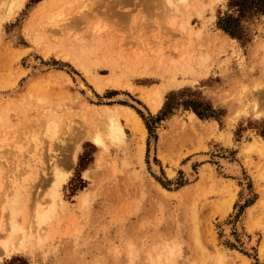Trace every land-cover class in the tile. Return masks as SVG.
I'll use <instances>...</instances> for the list:
<instances>
[{
	"label": "rangeland",
	"instance_id": "obj_1",
	"mask_svg": "<svg viewBox=\"0 0 264 264\" xmlns=\"http://www.w3.org/2000/svg\"><path fill=\"white\" fill-rule=\"evenodd\" d=\"M40 1L24 0L0 20V204L11 176L27 177L15 215L26 225L34 201L50 206L52 183L69 172L48 236L0 264H264V14L242 17L232 35L219 25L236 14L229 0H187L177 10L163 0ZM51 10H60L59 25L46 26ZM67 50L83 54L82 67L62 57ZM93 74L120 82L97 89ZM76 75L96 99L77 88ZM155 85L165 87L157 111L149 99ZM105 105L117 108L120 143L103 134L98 145L87 133L102 123ZM121 105L139 114L144 135ZM47 111L59 119L52 136L42 124ZM33 131L42 134L37 174L27 166L37 152L26 138ZM203 152L191 171L182 168Z\"/></svg>",
	"mask_w": 264,
	"mask_h": 264
},
{
	"label": "bare ground",
	"instance_id": "obj_2",
	"mask_svg": "<svg viewBox=\"0 0 264 264\" xmlns=\"http://www.w3.org/2000/svg\"><path fill=\"white\" fill-rule=\"evenodd\" d=\"M72 0H66L65 3H71ZM187 0H163L162 2L165 3V4H168L170 10L174 9V10H177V4L178 3H182V2H186ZM24 0H0V7L1 6H4V8H2L0 10V20H3V19H7L9 18L14 12V10L16 8H20L23 4ZM40 2H42V4L44 3V0H41ZM158 2V1H157ZM161 2V1H159ZM158 2V3H159ZM159 6V5H158ZM162 6V5H161ZM166 6V5H165ZM63 6H61L60 8H62ZM163 7V6H162ZM185 7L188 8L189 5H186L185 4ZM161 8V7H160ZM167 9V7H166ZM165 8L163 9V11H170V10H166ZM198 10V9H196ZM164 11V12H165ZM63 11H61L62 13ZM200 12V11H199ZM166 13V12H165ZM168 13V12H167ZM166 13V14H167ZM171 13V11H170ZM169 13V15H170ZM60 10H56V11H49L48 12V15H47V24L46 26L48 25H59V17H60ZM63 17V16H62ZM174 20H175V16L172 14L171 17L168 18V22L170 24H173L174 23ZM1 23V22H0ZM44 25V27H46ZM234 40V38H232ZM76 49H79L81 50L82 48L81 47H78ZM62 57L65 58V59H68V60H72L75 64H80V61H82V58L83 57V54L82 53H79L77 52L76 50H67L65 52H63L62 54ZM39 60V59H38ZM35 62V61H34ZM40 63V62H39ZM38 64V63H37ZM80 66L82 67V65L80 64ZM45 68V67H44ZM38 69H41V68H38ZM85 73L87 74L88 70L84 69ZM75 82H76V85H77V88L79 87L80 89L83 90V92H85L84 95H86V97H89V98H93V99H96V93L94 92V89L90 86L92 84H88L81 76L79 75H76L75 77ZM92 82H93V86L96 87L97 89H101V84L102 83H113V84H119L120 82V79H119V76L117 74H110V75H107L105 78L101 77V75H96V74H93L92 75ZM172 82V81H171ZM125 86H129V85H125ZM152 93L150 94V97L149 99L151 100V108L153 111H157L162 103H163V97H164V90H165V87L164 86H161V85H155V86H152ZM118 97L120 98H123V99H128V97L121 93V94H117ZM117 97V98H118ZM131 98V97H130ZM41 99V98H40ZM116 99V98H115ZM44 100V99H43ZM123 106L126 111H127V114H128V117L129 119L132 120V123L135 127L136 130H139L141 131L142 135H144L143 133L145 132V126L143 124V121L141 119V117L139 116V114L133 109L131 108L130 106H127V105H121ZM105 108H103L102 110H98V116L101 120H100V123L101 124H98V126H93V127H90L89 131H87L88 135L92 138V140L94 141L95 144H98V145H104V137L106 136V138L108 140H110L111 142H115V143H120L124 140V137H125V130H124V127L120 121V117L118 115V111H117V108L115 106H109V105H105L104 106ZM7 108V107H6ZM45 112V111H44ZM48 113L45 115V117L43 118L44 115L41 116L42 119L45 120V122H43L42 124H44L45 127L44 130L46 131V134L47 136H52L53 133L56 132V129H55V132H54V128L56 126H58L59 124L56 125V122L57 120L55 119H58L57 117H55L56 115H54L51 111H47ZM95 116V117H96ZM36 117V116H35ZM34 117V121L36 120V118ZM94 117V118H95ZM93 118V119H94ZM98 118V119H99ZM40 117L37 119L38 121V124H40ZM41 119V120H42ZM0 121H3V115H0ZM59 121V119H58ZM98 122V121H97ZM36 123V121H35ZM93 123V122H92ZM37 124V125H38ZM39 126V125H38ZM36 126V127H38ZM41 126V125H40ZM39 128V127H38ZM37 128V129H38ZM35 130V131H38V130ZM40 130V129H39ZM31 131V130H30ZM33 131V132H35ZM58 131V130H57ZM102 131V132H101ZM41 132V131H40ZM32 133V132H31ZM37 132H35L31 137L29 135H25L26 138H28L27 140L30 141L29 143H31V141H34L35 143H33V145L35 146V150H37V152H35V158L33 160H29L27 164V166L30 168H34V172L37 174L38 170H39V167H40V163L44 160L41 159V154H40V151L42 149H39L40 146L42 145L40 143V140H38L39 138L42 137V134H41V137L40 135H36ZM2 134V133H1ZM5 134V133H4ZM105 135L104 137L102 135ZM6 135H8V133H6ZM56 135V134H55ZM3 135H1L2 137ZM37 136L39 138H37ZM44 136V135H43ZM14 137V136H12ZM12 137H10L9 135L6 137H4V139H7V138H11L13 139ZM45 138V137H44ZM50 138V137H49ZM23 139V138H22ZM42 139V138H41ZM55 139V138H54ZM3 139L0 138V146L2 148V145L1 143H4L2 141ZM15 140V139H14ZM21 141V139H19ZM17 139V143L19 141ZM10 141L12 142V140L9 139V143ZM19 141V144H22L21 142ZM43 141V140H42ZM41 141V142H42ZM47 141V140H46ZM6 142V141H5ZM16 142V141H14ZM48 142V141H47ZM53 142V141H51ZM50 142V144H51ZM229 142V141H228ZM49 143V142H48ZM230 143V142H229ZM7 144V147H8V143ZM23 144H26V143H23ZM41 144V145H40ZM252 145V144H251ZM6 146V145H4ZM141 146V145H140ZM7 147L6 149H3V150H7ZM10 147V146H9ZM8 147V148H9ZM22 146H19V149L18 150H21ZM48 147V146H47ZM52 147V146H51ZM5 148V147H4ZM15 148V147H14ZM13 148V149H14ZM16 148L17 145H16ZM32 148V146L30 147V149ZM43 148V147H42ZM52 149H54L52 147ZM141 150L143 149L142 147L140 148ZM12 150V148H11ZM48 150V149H47ZM73 151V147L72 149H70ZM151 151H149L150 155L152 156V153H153V148H150ZM13 151V150H12ZM16 151V150H15ZM52 151V150H51ZM54 151V150H53ZM1 152V151H0ZM4 152V151H3ZM7 152V151H6ZM10 152V151H9ZM8 152V153H9ZM17 153H19L18 151H16ZM22 152V150H21ZM20 152V154H21ZM56 152V151H55ZM69 152V151H68ZM66 152V153H68ZM142 152V151H141ZM11 153V152H10ZM14 153V152H13ZM15 153V154H17ZM23 153V152H22ZM25 153V152H24ZM50 153V152H49ZM4 154V153H3ZM14 154V155H15ZM26 154V153H25ZM48 154V152H47ZM2 155V154H1ZM13 155V156H14ZM18 155V154H17ZM27 155V154H26ZM34 155V154H32ZM150 155H149V158H150ZM4 156V155H3ZM12 156V154H11ZM10 156V158H11ZM21 157H24L22 155H20ZM44 156V155H43ZM47 156V155H46ZM55 156L57 155H54V154H50V159L52 161L51 165H54L55 167V162L57 163L56 159H55ZM69 156V155H68ZM16 157V155H15ZM76 157V152H72L71 154V161H74ZM207 157V154H205L204 152L203 153H198L196 155H194V157H191L189 160H187L185 162V164L183 165L182 168H184L187 172L191 171L192 169V162L194 159H198V160H202L204 158ZM2 158V157H1ZM14 158V157H13ZM17 158V157H16ZM26 158V157H25ZM29 158V156L27 157ZM33 158V157H32ZM44 158V157H42ZM68 158V157H67ZM8 159V157L6 158ZM15 159V158H14ZM19 159V158H18ZM23 161L25 160L24 158H21ZM31 159V158H30ZM48 158L47 161L50 160ZM66 159V158H65ZM222 159V158H221ZM3 160V159H2ZM11 160V159H10ZM16 160V159H15ZM1 161V160H0ZM6 161V160H5ZM9 161V159H8ZM7 161V162H8ZM16 161H20V160H16ZM26 161V160H25ZM31 161H34L31 163ZM67 161H69L67 159ZM50 162V161H49ZM9 163V162H8ZM19 163H22V162H19ZM24 163V162H23ZM27 163V162H26ZM24 163V166L25 164ZM44 163V161H43ZM48 163V162H47ZM73 163V162H72ZM151 163V161H150ZM184 163V162H183ZM223 163L225 165V167L228 168V170H232V171H239L240 170V165L238 164V162H235V161H229V160H223ZM40 164V165H39ZM49 164V163H48ZM67 164V163H66ZM70 164V162H69ZM22 165V164H21ZM154 171L158 172L160 170L159 166L153 162L152 160V163H151ZM17 166H20L19 164ZM57 166V164H56ZM16 167V165L14 166ZM22 167V166H21ZM51 167V166H49ZM67 167V166H66ZM19 169V167H17ZM28 168V169H29ZM42 168V166H41ZM40 168V170H41ZM53 168V167H52ZM57 168V167H56ZM25 171H26V166L24 167ZM43 169H45L43 167ZM16 170H14L15 172ZM21 171H24L23 169ZM25 171L23 173H25ZM32 171V170H31ZM46 171V170H45ZM57 171H59L57 169ZM57 171H51L53 172V174L55 173L56 176H58V172ZM13 172V173H14ZM42 172V170L40 171ZM69 172V171H68ZM68 172H64V174H61L57 177V179L55 180V182H51L53 185H52V188H50V197L51 199L49 198V200L51 201V204L50 206L48 205V207H45V206H42L36 199L35 202V206H34V211L33 213L31 214V219L28 221V223L26 225H23L22 223H20L19 221L16 220V213H17V208H16V204L17 202L22 198L23 194L26 192V187H27V183L26 181H28L27 177H24L22 180H19L18 179V174L16 175V172H15V175L12 177L11 176V180H10V185H9V190H6L4 191V199L2 200L1 204H0V250H1V253H0V260L2 259L3 256H10L11 254H13L14 252L16 251H19L20 249L24 248L27 246L28 243L32 242L33 240H36L37 243H41L47 235L48 231H49V228H50V225H51V219L53 218L54 216V207H55V204L57 203V199H61V192H60V187L62 186V184L66 181L67 179V176H68ZM12 173V172H11ZM31 173L30 171H28V174ZM34 173V175H35ZM43 173H46V172H43ZM62 173V172H60ZM33 174V173H31ZM43 175V174H42ZM32 176V175H31ZM30 176V178H31ZM36 176V175H35ZM33 176V177H35ZM45 176V175H44ZM47 176V175H46ZM53 176V175H52ZM32 177V178H33ZM38 177V176H37ZM54 177V176H53ZM52 177V178H53ZM42 178V177H41ZM40 178V180H42ZM46 178V177H45ZM56 178V177H55ZM48 179V178H47ZM47 179H46V182H47ZM34 180V179H33ZM49 180V179H48ZM51 180V178H50ZM49 180V181H50ZM44 181V179L42 180ZM48 181V182H49ZM53 181V180H52ZM47 182V183H48ZM46 183V184H47ZM41 184V183H40ZM50 184V183H49ZM1 185V184H0ZM48 185V184H47ZM51 185V184H50ZM49 185V186H50ZM43 186H45L43 184ZM46 189V188H45ZM48 192V190H47ZM44 193V192H43ZM89 195L88 192H84L83 195H82V198L85 200L87 198V196ZM47 196V195H46ZM44 197V196H43ZM39 198V197H38ZM45 198V197H44ZM41 201V200H39ZM42 203V202H41ZM8 212V216L9 217H5L4 218V215L6 214L5 212ZM8 218V219H7ZM224 228V231L227 233L229 232V226H225L223 227ZM17 235L15 237V235ZM253 242V241H251Z\"/></svg>",
	"mask_w": 264,
	"mask_h": 264
},
{
	"label": "trees",
	"instance_id": "obj_3",
	"mask_svg": "<svg viewBox=\"0 0 264 264\" xmlns=\"http://www.w3.org/2000/svg\"><path fill=\"white\" fill-rule=\"evenodd\" d=\"M229 6L236 12L227 14L219 21V25L226 32L236 35L239 20L256 14H264V0H229Z\"/></svg>",
	"mask_w": 264,
	"mask_h": 264
}]
</instances>
